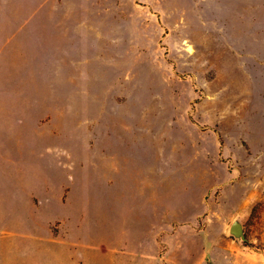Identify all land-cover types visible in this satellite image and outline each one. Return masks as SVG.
Segmentation results:
<instances>
[{
    "label": "rangeland",
    "instance_id": "obj_1",
    "mask_svg": "<svg viewBox=\"0 0 264 264\" xmlns=\"http://www.w3.org/2000/svg\"><path fill=\"white\" fill-rule=\"evenodd\" d=\"M59 244L264 264V0H0V264Z\"/></svg>",
    "mask_w": 264,
    "mask_h": 264
},
{
    "label": "crops",
    "instance_id": "obj_2",
    "mask_svg": "<svg viewBox=\"0 0 264 264\" xmlns=\"http://www.w3.org/2000/svg\"><path fill=\"white\" fill-rule=\"evenodd\" d=\"M142 188H143V190H142ZM136 191L137 192H134L135 194L132 196V198L129 199V200H131V202H134L135 205H133V207H130L131 205L125 206L126 208H129V207L132 208V214H129L127 211V214H129L128 221L133 220L132 217L140 218V219H137L138 221H141V220L146 221L150 217L155 218L156 212L154 210L158 209L161 205H160V202H157L156 196L150 195V193H153V190H150V189L148 190V189H146V187L142 186L140 189H136ZM147 193H149L148 196H147ZM139 202H141L143 204L139 205ZM147 209L153 210L150 215H147V213H146ZM142 215H143V217H142ZM126 223H130V221L126 222ZM126 237H128V236H126ZM66 245H68V244H66ZM73 250H75V249L60 247V244H59L58 248H52L51 250L47 249L45 253L43 251L42 256L45 255L48 258L47 264H78L79 260L83 262L82 264H85V262H87V261H85L84 258L79 255L80 251H77V250L73 251ZM109 250H110L109 252L112 253L111 256H110V253H108V252L107 253L102 252V251L99 252L98 250H95L94 252H92V251L87 252L86 256H87V258L89 257L90 264H94V263L95 264H130L129 263L130 262L129 261L130 255H129L128 251L125 252L122 249L120 250L119 248L117 249L115 247H113L112 250L111 249H109ZM101 252H102V254L105 253V256L103 257V259L101 261H99V259H95V258H97V253H101ZM115 252H117L116 256L114 254ZM119 254H121V256H119ZM139 257H141V256H139ZM139 261H140V259H139ZM142 263H144L143 260H142Z\"/></svg>",
    "mask_w": 264,
    "mask_h": 264
},
{
    "label": "water",
    "instance_id": "obj_3",
    "mask_svg": "<svg viewBox=\"0 0 264 264\" xmlns=\"http://www.w3.org/2000/svg\"><path fill=\"white\" fill-rule=\"evenodd\" d=\"M231 232L236 235H243V225L239 221H235L231 225Z\"/></svg>",
    "mask_w": 264,
    "mask_h": 264
}]
</instances>
